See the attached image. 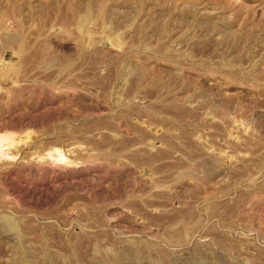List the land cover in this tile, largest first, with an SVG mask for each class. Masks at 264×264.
<instances>
[{
	"label": "rangeland",
	"instance_id": "rangeland-1",
	"mask_svg": "<svg viewBox=\"0 0 264 264\" xmlns=\"http://www.w3.org/2000/svg\"><path fill=\"white\" fill-rule=\"evenodd\" d=\"M186 117L239 186L101 175ZM1 134L0 264H264V0H0Z\"/></svg>",
	"mask_w": 264,
	"mask_h": 264
},
{
	"label": "crops",
	"instance_id": "crops-1",
	"mask_svg": "<svg viewBox=\"0 0 264 264\" xmlns=\"http://www.w3.org/2000/svg\"><path fill=\"white\" fill-rule=\"evenodd\" d=\"M210 121V124L203 125L186 117L181 121L169 122L167 144L160 148L151 145L152 140L148 139L134 144L135 146L130 144L131 146L123 147L119 152V158L112 159L113 163H105L100 173L113 178L126 177L124 184L143 185L151 191L163 186L180 187L181 192L187 191L186 187L197 186L202 187L199 190L204 191V186L212 185L214 188L211 191L218 192L225 190L217 188L219 186L226 184L239 186L241 167L236 161L240 160V146L236 145L238 150L236 154L226 153L224 139L217 133V119ZM212 123L214 125H211ZM153 129L151 130L155 132ZM231 145L235 147L234 140ZM54 148L48 152H54L57 149ZM58 150L61 149L58 147ZM225 167L228 169L227 175ZM134 177L137 178L136 182L130 180ZM176 188L175 191H178Z\"/></svg>",
	"mask_w": 264,
	"mask_h": 264
},
{
	"label": "bare ground",
	"instance_id": "bare-ground-1",
	"mask_svg": "<svg viewBox=\"0 0 264 264\" xmlns=\"http://www.w3.org/2000/svg\"><path fill=\"white\" fill-rule=\"evenodd\" d=\"M8 141V137L5 135H0V157L2 158H7L10 159L12 156L9 155L8 151H7V146H6V142ZM9 141L11 142L10 138ZM9 144V143H7ZM47 158H49V160L58 163V164H66L68 162V158L65 156V154L62 153L61 150L55 149L54 152H49L47 154Z\"/></svg>",
	"mask_w": 264,
	"mask_h": 264
}]
</instances>
